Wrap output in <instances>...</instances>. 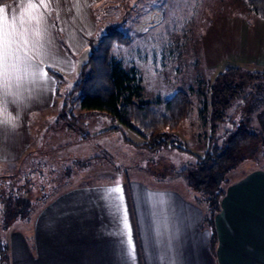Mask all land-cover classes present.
Listing matches in <instances>:
<instances>
[{
	"label": "crops",
	"instance_id": "obj_1",
	"mask_svg": "<svg viewBox=\"0 0 264 264\" xmlns=\"http://www.w3.org/2000/svg\"><path fill=\"white\" fill-rule=\"evenodd\" d=\"M102 2L0 5L1 162L27 151L28 113L54 107L61 88L69 90L78 80L81 55L97 29L94 4ZM42 71L47 78H40ZM60 78L66 83L60 85ZM255 118L264 139V108ZM117 186L119 192L109 191ZM193 192L194 199L133 177L69 184L33 213L27 233L7 227L0 245L8 264H264V170L226 184L213 235Z\"/></svg>",
	"mask_w": 264,
	"mask_h": 264
},
{
	"label": "rangeland",
	"instance_id": "obj_2",
	"mask_svg": "<svg viewBox=\"0 0 264 264\" xmlns=\"http://www.w3.org/2000/svg\"><path fill=\"white\" fill-rule=\"evenodd\" d=\"M94 5L97 29L89 38L104 34L107 25L120 28L129 43L115 45L110 54L124 70H135L142 99L162 107L176 92L186 91L191 101L188 116L167 146L152 152L142 148L143 138L137 133L104 113L82 109L79 92L62 87L54 107L28 113L29 147L18 159L0 161V175L16 172L30 151L65 145L60 151L74 162L67 184L133 177L174 187L194 199L185 177L196 171L198 157L222 146L240 125L257 130L255 117L264 102L254 104L255 90L247 89L240 76L245 74L242 70L264 71V17L255 15L243 0H103ZM87 47L80 72L91 54ZM65 83L59 79L60 85ZM71 114L76 117L72 128L66 124ZM62 163H57V171L66 170L68 176L72 165ZM252 170H264V145L259 143L237 153L233 165L221 173L220 185ZM6 188V183L0 185L1 197ZM33 215L10 227L27 233ZM6 229L0 205L4 239Z\"/></svg>",
	"mask_w": 264,
	"mask_h": 264
},
{
	"label": "trees",
	"instance_id": "obj_3",
	"mask_svg": "<svg viewBox=\"0 0 264 264\" xmlns=\"http://www.w3.org/2000/svg\"><path fill=\"white\" fill-rule=\"evenodd\" d=\"M7 1L0 0L1 3ZM243 1L255 15L264 17V0ZM126 43H129V37L113 25H107L104 34L89 38L91 54L84 64L87 74L84 76L83 68L71 89L79 92L77 101L82 109L104 113L117 120L143 138L141 144L143 149L153 152L167 146L171 134L188 116L191 101L186 91L176 92L162 107L143 100L140 79L135 70H124L120 62L110 54L115 45ZM242 71L245 74L240 76V81L245 80L246 88L255 90L251 100L254 104L264 102V71H257L254 74ZM70 118L72 120L66 124L72 128L76 117L71 114ZM85 137L86 135H81L82 139ZM257 143L264 145L262 133L240 125L222 146L215 147L198 157L196 171L185 177L187 183L198 193V203L205 209L204 225L211 228L212 235L213 216L224 193V187L220 185V175L233 165L240 150L249 144ZM65 147V145L46 147L30 151L22 158L16 172L0 175V185L7 184L4 197L0 196L5 227H10L16 220L28 218L55 197L61 191L60 186L70 184L66 182L73 171L74 162L70 161L72 160L70 156L60 151ZM63 161L64 165L66 163L72 165L68 176L66 170L57 171V163L61 165ZM46 189L48 194H45ZM0 264H8L4 245H0Z\"/></svg>",
	"mask_w": 264,
	"mask_h": 264
},
{
	"label": "snow or ice",
	"instance_id": "obj_4",
	"mask_svg": "<svg viewBox=\"0 0 264 264\" xmlns=\"http://www.w3.org/2000/svg\"><path fill=\"white\" fill-rule=\"evenodd\" d=\"M0 11H2V9H0ZM3 48H4V40H3V31L2 28H0V63H2L3 61ZM40 78H47V73L46 72H40ZM7 122H11V120L9 119ZM109 191L111 192H119V186H117L116 188L110 189ZM125 223V227L127 228V222L126 219L124 221ZM129 246L131 248L132 245V241H131V237H130V229H129V240H128Z\"/></svg>",
	"mask_w": 264,
	"mask_h": 264
}]
</instances>
